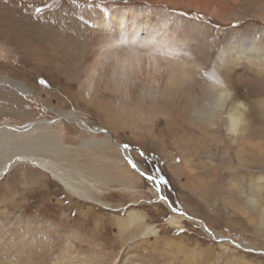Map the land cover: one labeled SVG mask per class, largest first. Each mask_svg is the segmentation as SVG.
<instances>
[{
    "label": "rangeland",
    "instance_id": "obj_1",
    "mask_svg": "<svg viewBox=\"0 0 264 264\" xmlns=\"http://www.w3.org/2000/svg\"><path fill=\"white\" fill-rule=\"evenodd\" d=\"M98 1L45 0L44 3L33 4L41 19L44 15L47 17V13L61 11L67 3L107 10L127 6L153 12L156 16L159 10L177 13L173 9L176 8L182 19L206 24L211 31L210 42L213 40L212 32L220 35L214 59L219 57L226 41H233L240 35L255 36L257 42L264 46V0H243L240 4L232 0H214L215 4L208 6L207 10L196 6L199 0L187 6L167 0H114L103 6ZM167 7L170 9L166 10ZM57 22L56 19L47 20V23ZM80 22L83 28L76 30L69 29L70 26L55 31L46 27L45 30L43 24L37 27L36 24L32 27L25 25L23 30L34 36L25 35V38L40 42L36 47L46 51L48 57L52 48L46 44L52 42L61 62L72 45L86 42L88 28L84 21ZM43 37L48 43L41 42ZM52 53L55 54L54 51ZM17 55L24 61L17 59L19 64L10 66L15 75L22 70V64L33 66L34 78L21 75L19 80L26 85L35 83L41 86L47 95L19 91L12 84L0 82L3 95L12 94L15 100L20 101L13 103L15 112L3 107L0 114V127H13L7 135L0 136V165L10 160L16 149L56 139L70 155L47 153V156L57 161L77 163V167L91 177H88L90 180L104 178L105 186L97 196L105 204L72 195L59 178H54L33 162H16L11 171L0 179V264H244V258L254 264H264V221L259 211L250 209L246 203L253 188L246 178L259 174L264 176V140H261L264 132L259 133L260 137L251 151L259 159L256 165L249 163V167L244 168L237 156L233 160L227 159L223 153L214 158L210 156L211 159L207 157L208 161L203 162L202 168H196L195 173L177 172L170 159L173 157L179 163L183 158L181 152L174 148L175 144L170 145L164 140L160 134L163 128H158L160 133H154L151 124L141 122L138 125L141 128L134 134L128 126L133 118L129 119L124 114L132 113L127 108L115 113L116 122L112 126L81 101L61 102L58 97L50 95L53 83L57 81L55 70L38 69L27 60L25 51L20 50ZM210 67L209 72L213 74V64ZM5 100L6 97L0 99L3 104ZM112 102H118L116 96ZM65 110L74 112L75 118L79 117L81 121L61 114ZM126 121L128 125H124ZM260 123L264 126V120ZM108 133L115 142L101 141L108 137ZM87 141L89 143L85 144ZM120 145H127L129 153L124 155ZM196 158L203 161L198 156ZM129 161L136 163L138 169H134ZM230 162L238 171L230 170ZM144 169L157 181L161 177L167 181L161 188L171 206L159 200L154 185L141 174ZM200 171L206 176L202 180ZM215 176L219 178L214 179ZM234 181H240L241 188L231 183ZM198 183H214L229 192L226 196L213 193V200H209L196 192L194 185ZM124 184L134 187L125 190ZM259 193L264 197V187H260ZM232 194L241 205L231 197ZM130 208L144 211L147 215L145 223L153 225L158 234L144 238L142 226L121 230L118 220L120 216H126ZM173 214L181 220L178 229L168 222Z\"/></svg>",
    "mask_w": 264,
    "mask_h": 264
},
{
    "label": "bare ground",
    "instance_id": "obj_2",
    "mask_svg": "<svg viewBox=\"0 0 264 264\" xmlns=\"http://www.w3.org/2000/svg\"><path fill=\"white\" fill-rule=\"evenodd\" d=\"M22 1L23 3L20 0H0V40L7 41L15 50L12 59L0 62L1 83L12 84L19 91H33L47 95V91L41 86L35 83L26 85L19 80L21 75H25L29 79L34 78L32 75L35 71L33 66L22 64V70L18 75H15L14 70L10 68V66L15 67L19 64L17 59L24 61L23 57L17 55L22 50L25 51L27 60L37 68L55 70L57 81L53 83L54 89L50 91V95L58 97L62 100L61 102L81 101L100 115L106 123L113 124L112 126H114V121L116 122L115 113L121 112V108H127L132 113L124 114L133 120L130 123L127 121L123 123L124 125L129 123L128 126L132 128L134 134L141 128L138 126L141 125V122L151 124L154 133H160L158 128H163L160 134L165 141H169L170 145H176L174 148L181 152V158H183L182 162L177 163L168 154L171 157L173 169L177 172L195 173L196 168H202L203 162L208 161L207 157L211 159L210 156L215 157L223 153L226 154L227 159L232 158L233 160V157L237 156L244 168H248L249 163L254 165L259 163V159L251 151L257 143V138L260 137L259 133L264 132V126L260 123L264 120V110H257L256 105H252L250 131L246 137L235 144L224 139L219 129H210L205 123L208 116L206 102L216 89L224 85L234 89L239 98H244L246 94L249 98L264 96V46L257 42L255 36L242 37L240 35L233 41H226L219 57L214 59V50L220 35L217 32H212L213 40L210 42L208 39L210 28L199 21L182 19L176 8L173 9L177 13L169 14L168 11L159 10V14L156 16L153 12H142L138 8L127 6H115L107 10L100 7L84 8L75 3H67L61 11L47 13V17L44 15L41 19V16L36 14L33 3H44L45 0H34L33 3L31 0ZM127 1L138 2L140 0ZM167 1L175 5L187 6L195 0ZM232 1L240 4L243 0ZM98 2L99 4L102 2L100 5L103 6L102 4L112 3L114 0H99ZM213 4H215L214 0H199L196 6L207 10V7ZM167 9L170 8L167 7ZM217 15L221 17L220 13ZM52 19H56L58 22L47 23V20ZM80 21H84L88 28L86 42L72 45L73 48L70 47L61 62H59L56 48L52 42L49 41V44L46 45H49L55 54L50 49L48 57L45 55L46 51L43 52L38 49L39 47H36V44L40 42H35L34 38H25V35L34 36L23 30L25 25L32 27L34 24L36 27L43 24L44 29L50 27L54 31L57 28L59 30L69 26V29L76 30L83 28ZM43 38L41 42L48 43L46 38ZM106 41H117L118 43L107 47L100 59H97L98 46ZM209 45L210 49H207ZM131 49H138L142 55L138 58L128 56L126 53ZM180 58L195 60L203 68V71L196 73L192 79L186 82L181 81L180 87L172 90L167 86L170 70L176 67V61ZM94 63L95 74L89 83L85 81V76L89 65ZM211 64H213V74L209 72ZM114 96L118 99L115 104L112 102ZM3 97H6V100L4 104L0 101V114L3 107H8L11 112H15L16 108L13 103H20V101L15 100L12 94L3 95L1 90L0 99ZM61 114L75 118L74 112L70 110H65ZM73 120L79 121L80 119L76 117ZM163 122H165L164 125ZM81 123L87 126V124ZM12 129L13 127L10 126L0 127V136H4V133L7 135V131ZM55 140L49 139L14 150V158L12 157L13 159L11 158L0 165V179L11 171L16 162L30 161L54 175V178H59L58 180L65 184L72 195L85 201L105 204L97 196L102 191L101 187L105 186L104 178L90 180L88 178L90 176L79 169L77 163L57 161L47 156V153L69 154L61 141L58 143V140ZM112 140L114 141L112 135L108 133V137L101 141L108 143ZM87 143L89 141L85 142V144ZM120 150L124 155L129 153L125 145H120ZM196 156L203 161H198ZM230 163V170L238 171L232 162ZM142 169L141 171H143ZM146 170L144 169V172H147ZM200 174H203L200 180L202 177H206L203 172ZM219 174L216 173V175ZM263 177L259 174L246 178L252 183L251 187L253 188L252 191H249L250 194L261 197L259 192L260 187H264ZM218 178L214 177V179ZM95 183H97L96 187ZM231 183L237 184L236 188H241L240 181ZM133 187L129 184L123 186L125 190ZM194 188L196 192H200L204 198L209 200H213L211 197L213 193H221L220 196H226L229 192L214 183H198L194 185ZM155 191L158 193L156 187ZM231 197L236 199L235 194H232ZM238 202L240 204V200H237ZM164 203L170 205L169 202ZM256 210L259 211L261 219L264 221V212ZM146 220L147 215L144 211L130 208L127 210L126 216H120L118 226L121 230L142 226L141 235L144 238L157 235L158 230L153 225L145 223ZM168 222L177 229L181 227V220L177 214H173ZM244 264L254 263L244 258Z\"/></svg>",
    "mask_w": 264,
    "mask_h": 264
},
{
    "label": "clouds",
    "instance_id": "obj_3",
    "mask_svg": "<svg viewBox=\"0 0 264 264\" xmlns=\"http://www.w3.org/2000/svg\"><path fill=\"white\" fill-rule=\"evenodd\" d=\"M117 41L102 42L98 46L100 59L105 49ZM130 57H139L142 53L138 49L128 50L126 53ZM15 55V50L11 44L5 40H0V62H7ZM203 71V68L195 61L180 58L176 61V67L170 70L167 86L176 90L180 87L181 81H188L193 76ZM95 73V63L89 65L85 81L89 82ZM255 104L257 110H264V96L249 98L247 94L244 98H239L236 91L227 85L215 90L213 95L206 102L207 119L206 126L210 129H219L224 139L235 144L246 137L252 126L251 111ZM250 209H259L264 212V197L249 195L246 201Z\"/></svg>",
    "mask_w": 264,
    "mask_h": 264
},
{
    "label": "snow or ice",
    "instance_id": "obj_4",
    "mask_svg": "<svg viewBox=\"0 0 264 264\" xmlns=\"http://www.w3.org/2000/svg\"><path fill=\"white\" fill-rule=\"evenodd\" d=\"M37 11H41V9H37ZM137 58H138V57H137ZM94 74H95V73H93V75H94ZM89 83H91V80L89 81ZM125 147H127V145H125ZM129 163L132 164V167H133L134 169H138V165H137L136 163H133L132 161H129ZM141 174L144 176V178H145L147 181H149V182H151L152 184L155 185V187H156V189H157V191H158V193H159V199L162 200V201L167 202V201H168V197H167L166 194H164V192H163L162 189H161V185H162V184H166L167 181L164 180L162 177L160 178L159 181H157V178L154 177V176H153L151 173H149V172H142ZM174 210H175V209H174ZM181 231H183V230H181Z\"/></svg>",
    "mask_w": 264,
    "mask_h": 264
}]
</instances>
